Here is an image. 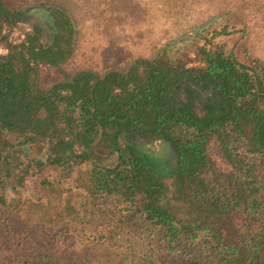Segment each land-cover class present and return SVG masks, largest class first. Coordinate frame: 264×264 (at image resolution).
Here are the masks:
<instances>
[{
  "label": "trees",
  "instance_id": "1",
  "mask_svg": "<svg viewBox=\"0 0 264 264\" xmlns=\"http://www.w3.org/2000/svg\"><path fill=\"white\" fill-rule=\"evenodd\" d=\"M22 2L0 0V208L36 174L54 190L53 170L123 205L119 218L112 211L121 225H139L119 264H264V63L214 42L232 34L224 26L192 56L167 47L125 71L68 74L71 15L45 3L56 28L42 42L37 24L16 30L39 6ZM42 67L62 78L40 85ZM212 141L228 170L211 159ZM27 145L45 153L26 157Z\"/></svg>",
  "mask_w": 264,
  "mask_h": 264
},
{
  "label": "rangeland",
  "instance_id": "2",
  "mask_svg": "<svg viewBox=\"0 0 264 264\" xmlns=\"http://www.w3.org/2000/svg\"><path fill=\"white\" fill-rule=\"evenodd\" d=\"M24 2L26 6H39L30 10L32 17L18 23L16 30L21 33L31 29L30 23L37 24L42 42L50 39L52 29L48 26L56 28L43 7L45 3L60 5L71 15L73 50L60 66L68 74L81 70L99 74L112 69L125 71L135 59L152 58L167 47L192 56L197 44L210 38L213 29L224 26L232 34L212 39L214 42H225L239 56L247 51L264 63V0ZM11 38L21 36L13 34ZM38 78L40 85L47 87L62 75L54 68L42 67ZM156 147V155L169 161L167 149ZM23 148L26 157L39 158L45 153L36 146ZM207 150L218 169H229L215 142H210ZM44 177L54 183V190L41 186L43 177L36 174L4 196L5 207L0 208V264H119L120 255H127L131 242L144 236L138 224L123 226L116 219L125 213L123 205L114 210L111 199L105 202L91 198L71 181H56L53 170L45 172ZM122 261L129 264L128 259Z\"/></svg>",
  "mask_w": 264,
  "mask_h": 264
},
{
  "label": "water",
  "instance_id": "3",
  "mask_svg": "<svg viewBox=\"0 0 264 264\" xmlns=\"http://www.w3.org/2000/svg\"><path fill=\"white\" fill-rule=\"evenodd\" d=\"M30 5H33V4H30ZM30 5H27V6H30ZM35 5V4H34Z\"/></svg>",
  "mask_w": 264,
  "mask_h": 264
}]
</instances>
